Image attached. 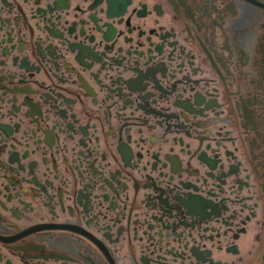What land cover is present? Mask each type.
Listing matches in <instances>:
<instances>
[{"label": "flooded vegetation", "instance_id": "1", "mask_svg": "<svg viewBox=\"0 0 264 264\" xmlns=\"http://www.w3.org/2000/svg\"><path fill=\"white\" fill-rule=\"evenodd\" d=\"M0 264H264V0H0Z\"/></svg>", "mask_w": 264, "mask_h": 264}]
</instances>
